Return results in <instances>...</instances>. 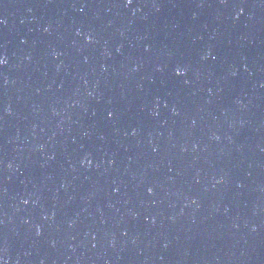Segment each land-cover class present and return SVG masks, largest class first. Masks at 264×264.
I'll return each mask as SVG.
<instances>
[{
	"label": "water",
	"instance_id": "95a60500",
	"mask_svg": "<svg viewBox=\"0 0 264 264\" xmlns=\"http://www.w3.org/2000/svg\"><path fill=\"white\" fill-rule=\"evenodd\" d=\"M0 21V264H264V0Z\"/></svg>",
	"mask_w": 264,
	"mask_h": 264
},
{
	"label": "snow or ice",
	"instance_id": "6c2138e0",
	"mask_svg": "<svg viewBox=\"0 0 264 264\" xmlns=\"http://www.w3.org/2000/svg\"><path fill=\"white\" fill-rule=\"evenodd\" d=\"M132 2V0H128V3L130 4ZM222 2H226V0H222ZM242 12H243V9H241L240 10V13H238V15L239 14H242ZM3 21H0V23H2ZM5 63H7V60H6V58H0V64H5ZM177 73L178 74H183V72H182V70H180V69H177ZM151 191V190H150ZM25 203H27V201H25Z\"/></svg>",
	"mask_w": 264,
	"mask_h": 264
}]
</instances>
